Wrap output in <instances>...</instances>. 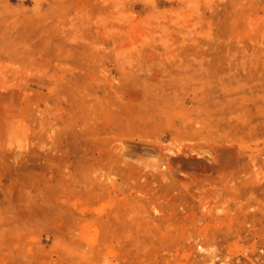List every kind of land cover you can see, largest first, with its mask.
<instances>
[{
	"label": "rangeland",
	"instance_id": "374dc122",
	"mask_svg": "<svg viewBox=\"0 0 264 264\" xmlns=\"http://www.w3.org/2000/svg\"><path fill=\"white\" fill-rule=\"evenodd\" d=\"M0 264H264V0H0Z\"/></svg>",
	"mask_w": 264,
	"mask_h": 264
}]
</instances>
